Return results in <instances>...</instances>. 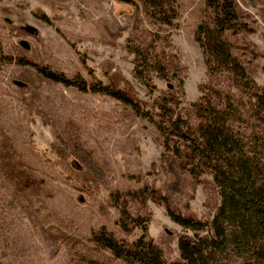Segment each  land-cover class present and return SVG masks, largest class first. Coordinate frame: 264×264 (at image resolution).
<instances>
[{
  "label": "rangeland",
  "instance_id": "obj_1",
  "mask_svg": "<svg viewBox=\"0 0 264 264\" xmlns=\"http://www.w3.org/2000/svg\"><path fill=\"white\" fill-rule=\"evenodd\" d=\"M233 1L244 26L226 39L264 88V0ZM176 3L171 27L155 24L139 0H0V264H125L90 241L101 226L117 239L140 234L118 227L116 192L169 263L180 261L178 239L193 231L172 221L151 189L174 211L211 221L220 198L210 174L188 172L128 105L36 67L87 87L112 85L146 106L171 92L180 102L170 106L194 126L190 103L230 82L207 74L194 38L209 14L205 0ZM137 48L158 57L166 78L135 70Z\"/></svg>",
  "mask_w": 264,
  "mask_h": 264
},
{
  "label": "trees",
  "instance_id": "obj_2",
  "mask_svg": "<svg viewBox=\"0 0 264 264\" xmlns=\"http://www.w3.org/2000/svg\"><path fill=\"white\" fill-rule=\"evenodd\" d=\"M155 24L175 26L176 0H139ZM209 14L197 24L195 41L202 50L208 75L225 74L229 90L212 88L190 103L196 123L189 122L170 106L180 99L173 93L158 96L152 106L112 85H87L70 80L44 66L37 71L45 78L81 90L114 97L151 123L161 134L163 149L178 159L192 175L208 173L217 187L219 205L209 223L174 211L165 196L151 189L154 201L165 207L172 221L193 231L178 239L180 261L167 262L161 249L148 236L145 220L131 215L120 205L119 192L113 203L119 206L118 227L125 232L140 229L133 240L117 239L105 226L91 233L90 241L125 264H264V88L249 75L232 54L226 33L241 30L233 0H205ZM141 57L135 67L166 78L167 69L156 55L135 50ZM147 196L145 189H139Z\"/></svg>",
  "mask_w": 264,
  "mask_h": 264
}]
</instances>
